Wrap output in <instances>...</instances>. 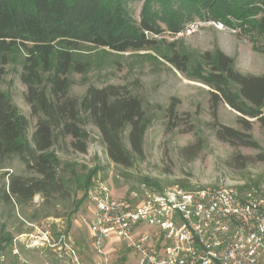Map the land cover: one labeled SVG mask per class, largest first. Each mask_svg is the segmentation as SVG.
Listing matches in <instances>:
<instances>
[{
	"label": "trees",
	"instance_id": "1",
	"mask_svg": "<svg viewBox=\"0 0 264 264\" xmlns=\"http://www.w3.org/2000/svg\"><path fill=\"white\" fill-rule=\"evenodd\" d=\"M140 1L135 22L127 7ZM194 19L264 35V0H0V79L6 65L19 61L24 99L36 118L28 138L27 118L0 92V158H17L31 174H8L4 200L17 206L27 205L36 195L70 201L73 167L63 164L57 151L69 148L85 154L87 126L97 130L113 163L129 168L143 159L151 122L137 95L113 84L88 86L81 99L70 95L72 74L107 66L105 57L113 54L154 51L177 71L206 85L213 109L219 102L227 104L240 114L245 131L216 124V139L257 149L245 118L255 119L264 130V74L239 73L233 60L218 50L204 53L193 67L188 54L171 48L162 52L164 40L151 37L181 33ZM172 112L168 107L167 113ZM191 148L195 154L201 150L197 143Z\"/></svg>",
	"mask_w": 264,
	"mask_h": 264
},
{
	"label": "rangeland",
	"instance_id": "2",
	"mask_svg": "<svg viewBox=\"0 0 264 264\" xmlns=\"http://www.w3.org/2000/svg\"><path fill=\"white\" fill-rule=\"evenodd\" d=\"M141 6L142 1L128 4L135 22H139ZM151 37L158 42L164 40L160 45L162 52L171 48L188 54L193 67L204 53L218 50L233 60L239 73L264 74V35L254 31L242 32L216 21L194 19L181 33L165 32ZM107 59V66L85 75L72 74L70 95L81 99L88 86L108 84L124 86L137 95L151 122L144 135L143 159L135 160L129 168L113 163L97 130L87 126L90 141L85 154L69 148L57 151L60 161L73 167L70 201L46 200L36 195L27 205L17 206L3 198L7 176L31 174L17 158H0V264H69L58 258L60 236L69 239L80 256L90 261V190L105 188L112 197L133 204L171 187L193 190L218 184L234 186L242 194L264 196V130L255 119L245 118L250 123L249 134L258 143L257 149L219 141L213 133L216 124L245 131L238 121L240 114L227 104L219 102L213 109L206 85L177 71L154 51L113 54ZM19 73V61L6 65L0 92L8 95L18 112L27 118L30 138L36 118L25 102L26 88ZM170 106L171 115L167 113ZM125 135L122 141L127 145ZM196 143L201 147L197 154L191 148ZM64 174L70 177L68 172ZM110 258L115 264L135 263L123 251Z\"/></svg>",
	"mask_w": 264,
	"mask_h": 264
},
{
	"label": "built area",
	"instance_id": "3",
	"mask_svg": "<svg viewBox=\"0 0 264 264\" xmlns=\"http://www.w3.org/2000/svg\"><path fill=\"white\" fill-rule=\"evenodd\" d=\"M87 198L91 260L60 236L58 258L69 264H115L110 255L122 251L134 264H264V196L218 184L171 187L139 204L105 188Z\"/></svg>",
	"mask_w": 264,
	"mask_h": 264
},
{
	"label": "crops",
	"instance_id": "4",
	"mask_svg": "<svg viewBox=\"0 0 264 264\" xmlns=\"http://www.w3.org/2000/svg\"><path fill=\"white\" fill-rule=\"evenodd\" d=\"M87 262H89V261H87Z\"/></svg>",
	"mask_w": 264,
	"mask_h": 264
}]
</instances>
